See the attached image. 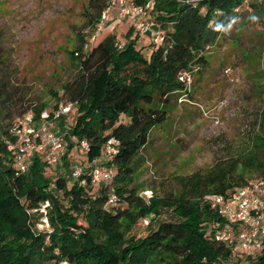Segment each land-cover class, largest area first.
<instances>
[{
	"label": "trees",
	"instance_id": "1",
	"mask_svg": "<svg viewBox=\"0 0 264 264\" xmlns=\"http://www.w3.org/2000/svg\"><path fill=\"white\" fill-rule=\"evenodd\" d=\"M108 1L89 0L90 28ZM131 1L141 7L152 2L146 18L163 32L161 44L150 43L145 56L137 46V36L129 40L130 28L121 48L114 35L87 51L81 45L71 52L79 64L78 75L63 87L68 102L75 103L71 135L89 143L87 162L100 157L107 139L118 142L111 160L116 170L111 185L125 208H107L108 188L104 186L92 187L89 182L80 186L65 172L48 176L51 171L41 155L33 156L25 174L9 164L6 141L11 125L4 123L8 80L0 51V264H240L243 259L235 258L246 256H233L231 247L217 239L227 223L207 200V196L227 195L248 184L245 178L234 179L236 169L218 167L208 172L198 194H193L191 178L184 179L177 193L153 196L149 204L131 186L145 163L150 132L166 122L167 98L183 89L179 75H192L194 68L205 66L206 52L239 13L249 10L263 15L264 0ZM53 96L59 100L57 93ZM45 109L40 102L27 111L39 116ZM45 202L51 232L36 233L34 215L28 212ZM161 209L171 211L174 219L149 228L138 238L127 236L131 225ZM80 218L85 226L78 224ZM245 259L243 264H264V241L261 251Z\"/></svg>",
	"mask_w": 264,
	"mask_h": 264
},
{
	"label": "rangeland",
	"instance_id": "2",
	"mask_svg": "<svg viewBox=\"0 0 264 264\" xmlns=\"http://www.w3.org/2000/svg\"><path fill=\"white\" fill-rule=\"evenodd\" d=\"M88 2L0 0V51L9 96L4 102L8 115L5 124H13L34 104L42 102L50 109L60 101H69L63 87L73 82L79 70L78 61L71 58L72 51L81 45L82 51H87L112 33L117 47L127 40L130 25L125 20L105 26L95 36L101 17L90 28ZM149 14L146 12V16ZM135 36L132 33L129 40ZM150 43L149 35L137 37V46L142 47L145 56ZM205 57V66L194 68L191 82H183V89L167 98L166 122L150 132L144 150L145 163L131 186L146 204L153 196L177 193L181 181L188 178L192 180L193 194H198L206 174L218 167L236 169L234 179L245 178L248 183L264 180V169L260 168L264 165V13H239ZM55 93L58 101L54 99ZM75 115L73 111L71 117ZM72 125L68 118L55 125L56 131L66 133V152L60 164L46 165L51 171L48 176L65 172L72 179L74 165L89 166L87 154L75 150ZM69 148L71 151L67 152ZM98 162L103 163V158ZM9 164L13 165L11 158ZM118 199L114 208H125L126 204ZM48 206L45 202L38 210L28 212L34 215L36 233L51 232ZM173 219L171 211L161 209L131 225L127 236L138 238L149 228L155 229L159 223ZM78 224L85 226L81 218ZM238 257L235 260L243 259L240 264L246 262L247 256Z\"/></svg>",
	"mask_w": 264,
	"mask_h": 264
},
{
	"label": "built area",
	"instance_id": "3",
	"mask_svg": "<svg viewBox=\"0 0 264 264\" xmlns=\"http://www.w3.org/2000/svg\"><path fill=\"white\" fill-rule=\"evenodd\" d=\"M152 6L151 1L141 7L136 6L131 0H109L101 20L95 26V36L105 26L125 20L129 22L137 37L149 35L154 45L161 44L163 32L146 18V12L152 10ZM124 44L125 41L120 43L118 48ZM190 79L191 73L179 75L182 83H190ZM74 108L75 103L60 101L52 108L41 111L39 116L29 110L11 124L8 129L9 139L6 141L7 150L19 174L26 172L28 160L35 155H41L49 166L61 163L66 152V133L56 131L55 125L63 118L73 121L71 114ZM72 141L76 151L84 153L89 151L87 140L72 138ZM117 151L118 142L114 138H109L105 141L99 158H103V163L99 164V159H94L89 162L88 168L74 165L71 169V180L78 182L80 186H86L89 182L92 187L108 188L107 206L113 207L119 201L111 185L116 171L111 160ZM86 171L87 177L84 178ZM207 200L210 201L211 208L215 209L227 223V229L220 232L217 239L231 247L233 256L238 253L251 256L261 251L264 241V180L248 183L227 195L209 196Z\"/></svg>",
	"mask_w": 264,
	"mask_h": 264
},
{
	"label": "crops",
	"instance_id": "4",
	"mask_svg": "<svg viewBox=\"0 0 264 264\" xmlns=\"http://www.w3.org/2000/svg\"><path fill=\"white\" fill-rule=\"evenodd\" d=\"M112 15L114 16L115 15V11L114 12H112ZM110 35H113V33L112 34H110ZM143 47H144V45H142Z\"/></svg>",
	"mask_w": 264,
	"mask_h": 264
}]
</instances>
